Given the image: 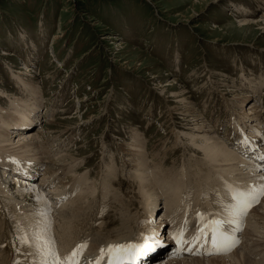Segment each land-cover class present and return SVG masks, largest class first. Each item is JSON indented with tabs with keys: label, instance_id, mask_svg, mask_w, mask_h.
<instances>
[{
	"label": "rangeland",
	"instance_id": "374dc122",
	"mask_svg": "<svg viewBox=\"0 0 264 264\" xmlns=\"http://www.w3.org/2000/svg\"><path fill=\"white\" fill-rule=\"evenodd\" d=\"M263 15L264 5L259 0H0V95L21 97L19 82L15 83L11 73L23 76L27 74L25 67L32 69L33 78L28 79L42 88L43 97L38 99L41 108L30 130L50 137V132L75 127L72 133L68 131L71 134L61 135L51 144L63 143V154L76 157L80 168L79 172H72L77 174L75 178L89 172L97 188L96 183L108 167L112 174L117 170L112 175L113 180L118 176L113 192L126 202L123 193L141 203L144 194L124 175L128 174L125 164L133 163L121 153V149H128L135 132L141 135L139 141L145 148L143 160L146 162L149 154L158 155L161 160L168 158L161 168L171 174L179 173L183 164H191L186 158L203 160L194 149L202 141L188 145L187 125L178 126L179 115H172L166 105L167 85L175 83L185 90L187 107L193 111L188 121L195 122L193 117L205 112L204 130H212L210 136L215 135L216 141L224 145L226 137L218 136L212 122H217L222 134L230 130L226 102L238 94H251L242 109L256 106L255 111L264 115ZM243 20L252 24L242 26ZM21 31L25 44L11 43ZM54 35L59 36L55 42ZM249 83L256 84L251 87L256 90L253 98ZM211 90L213 94H209ZM4 101L8 102L6 98ZM247 114L249 118L253 116ZM53 121L62 124L54 125ZM11 140L16 143L18 138L13 134ZM176 142L179 143L175 148ZM228 150L234 151L230 147ZM61 155L57 152L56 159ZM204 161L201 163L206 165ZM155 162L149 156L148 163ZM65 167L50 169L51 175ZM156 170V174L160 173ZM69 171L66 168L64 173L66 185L71 183ZM34 173L32 178L37 171ZM187 173L195 174L194 170ZM152 178L156 180L157 175ZM137 192L140 198L130 195L136 196ZM217 193L221 194L219 190L212 192L210 202ZM134 208L141 210L139 204ZM113 211L111 208L110 214L115 215L116 210ZM159 215V211L153 215L156 222ZM79 219L75 218L72 226ZM249 249L248 253L253 254L254 250ZM258 257L261 258L251 255L256 261L260 260ZM159 261L148 264H163L165 260Z\"/></svg>",
	"mask_w": 264,
	"mask_h": 264
},
{
	"label": "bare ground",
	"instance_id": "6f19581e",
	"mask_svg": "<svg viewBox=\"0 0 264 264\" xmlns=\"http://www.w3.org/2000/svg\"><path fill=\"white\" fill-rule=\"evenodd\" d=\"M259 2L264 5V0H259ZM245 17L247 16L245 15ZM262 20L264 21V15ZM250 22L240 21L242 26H250L252 24ZM24 35V31H21L17 33V39L12 38L13 41L10 42L25 44ZM58 38V35H54V42ZM1 55L9 56L8 53ZM25 69L28 75L24 73L23 76H14L11 73V76L15 78V83L19 82L21 97L0 95V264H8V261L10 264V252L14 254L15 260L19 264H38L41 257L36 254L34 248H27L19 242L18 238L21 236L47 238L53 242L51 247L60 258L66 256L73 248L88 241V251L84 252L86 260L95 258L100 254L101 248H106L108 245L129 244L134 240L147 242L151 234L154 233H156L155 236L161 235L162 232L174 235L185 225V221H187L186 228L191 230L193 236L201 224V221L197 219L198 212L209 220L222 217L225 221H229L226 223V234L229 238L239 234L241 237L237 248L229 254L213 256L209 260L201 258V260L196 259L199 257L193 255L192 252L184 254L178 251L177 254H164L163 249L159 248V245L163 244L159 243L154 247L157 252L152 251L157 254L151 256L150 253L147 259L152 258L151 262L164 259L163 264H264V247L262 248V245L264 246V196H261L259 203L254 204L243 216H230L225 207L233 203L231 199L233 190H247L264 183V159H262L264 157V115L255 111L258 109L256 106L254 109H242L247 101L246 98L251 97V94H249L250 96L248 93L244 96H238V94L231 102L224 103L230 112V118L227 121L231 126L226 135L219 132L217 122H212L215 126L214 129L218 130V136L221 139L226 137L225 145L235 151L231 152L222 142L216 141L215 135L210 136L212 130H204L205 125L203 124L207 117L205 112L200 114L204 117L194 116L195 122H193L194 120L188 121L187 118L193 111L187 107L189 102L185 98V90H180L175 83L167 85L164 93H168L169 98L166 99L168 104H165L170 106L173 111L172 115H179L177 116L180 119L177 122L178 126L187 125L185 130L190 131L186 133L190 137L187 144L202 141V144L194 145V149L201 154L203 160L197 159V157L186 158V161L190 160L191 166L185 163L179 173L171 174V171L161 168L163 167L162 162L168 163V158L161 160L158 155L148 153L151 159L158 163H148L149 156H147L146 162L143 160L145 158L143 155L146 154L142 153L144 147L139 141L141 135L135 132L131 136V142L127 144L128 149L126 151L121 149V153L123 152L129 158V162L134 164H125L128 176L124 175L126 178L128 177L129 183L135 184L138 191L144 194V200L141 199V203H139L123 193L126 202L124 198H119V194L113 192L117 175H115V180L112 175L117 170L116 172L114 170L112 174L108 172L109 167L106 165L108 171H104L106 174L104 173L102 178L98 177V179L101 178V181L96 183L99 184L96 185L98 186L96 188L94 186L96 181L90 180L91 173L89 172L75 178L77 177L76 173L79 172L80 164L75 159L76 157L63 154L65 151L61 148L64 146L63 143L56 144L57 146L51 145L52 141H58L59 137L64 136L65 133L71 134L72 130L76 129L75 127L67 126L54 134L50 132V137L45 136L42 132L34 133L30 130L37 121L35 116L39 113L42 104L38 99L43 97V90L33 79H28V77L33 78L30 75L34 74L32 69L26 67ZM250 83L247 86L251 89L253 98L256 95V90L251 87L256 84ZM242 90L246 92L244 87ZM213 92L211 90L209 94H213ZM4 98L7 99V103L3 102ZM71 102H76V100H71ZM236 108L239 109L237 112L234 111ZM247 113H253V116L249 118ZM198 122H202V126H198ZM59 123L60 121H53L54 125ZM51 124L52 122L48 125ZM13 134L18 138L16 143H12L14 142L11 140ZM178 141L180 142V140ZM247 142H251L253 145L245 147ZM178 143L174 144L175 148ZM236 145L241 146L237 148V153ZM13 146L14 148H11ZM253 146L259 147L257 153L250 152ZM57 152L62 155L56 159ZM244 155L247 156L244 157ZM248 155L250 156L248 157ZM111 158L112 162L113 156ZM204 160L206 165L201 163ZM15 164L16 168H12ZM64 166L66 167L61 171L51 175L50 169L55 171ZM66 168L71 172L68 176L69 182H71L69 185L65 184ZM155 170L160 173L156 174ZM192 170L195 174L187 176V172ZM36 171L40 173L39 177L41 176L39 182L37 181L39 177L36 180L32 178ZM73 171L76 173L72 174ZM154 175H157L156 180L152 178ZM222 177L225 179H220ZM62 180L65 181L62 183ZM60 185L62 188L59 187ZM216 190H219L221 194L217 193L218 196H214L210 202L209 196ZM123 194L120 195L123 196ZM130 195L133 198L141 197L138 192L136 196L132 193ZM157 202L163 204L158 205ZM135 204H139L141 210H136ZM111 208L112 211L116 210L115 215L110 214ZM134 211L136 213L132 214L131 212ZM156 211L160 213L159 222L152 223ZM75 218L81 219L72 226V221ZM254 237L255 239H253ZM160 238L163 243L167 244L163 235ZM4 244H13L12 251H9L7 247L2 249ZM249 247V250H254L253 254L248 253ZM251 255H260L261 258L258 257L260 260L256 261L255 258H251Z\"/></svg>",
	"mask_w": 264,
	"mask_h": 264
},
{
	"label": "snow or ice",
	"instance_id": "6c2138e0",
	"mask_svg": "<svg viewBox=\"0 0 264 264\" xmlns=\"http://www.w3.org/2000/svg\"><path fill=\"white\" fill-rule=\"evenodd\" d=\"M264 159V157H262ZM264 196V183H260L258 187L247 190H233L231 192L232 204L225 206L229 211L230 216H243L256 203H259V198ZM198 221H201L197 227L191 240L184 239V233L187 230L182 226L180 232L174 235L173 239L180 245H188L189 250L194 245H207L208 255H223L227 254L235 246L236 241L229 238L223 230V225L229 221L220 219H207L201 213H197ZM185 225L187 221L184 222ZM19 242L27 248H34L35 252L41 259L38 264H80L78 257L82 255V250L87 247V243L78 245L69 256L61 259L54 248L51 247L52 241L42 236H21ZM154 245L145 243L143 245L136 244H116L108 245L106 248H101L100 256L90 264H101L107 259V264H134L136 260L146 258L154 250ZM31 255V253H29ZM19 264V262H17Z\"/></svg>",
	"mask_w": 264,
	"mask_h": 264
}]
</instances>
